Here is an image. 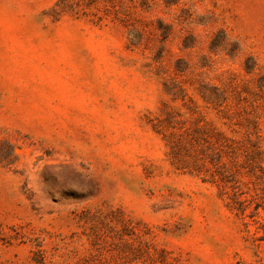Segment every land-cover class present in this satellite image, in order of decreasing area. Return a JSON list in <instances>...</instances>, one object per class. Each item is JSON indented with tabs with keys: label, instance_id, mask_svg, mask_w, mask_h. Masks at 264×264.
Returning <instances> with one entry per match:
<instances>
[{
	"label": "rangeland",
	"instance_id": "374dc122",
	"mask_svg": "<svg viewBox=\"0 0 264 264\" xmlns=\"http://www.w3.org/2000/svg\"><path fill=\"white\" fill-rule=\"evenodd\" d=\"M0 264H264V0H0Z\"/></svg>",
	"mask_w": 264,
	"mask_h": 264
}]
</instances>
